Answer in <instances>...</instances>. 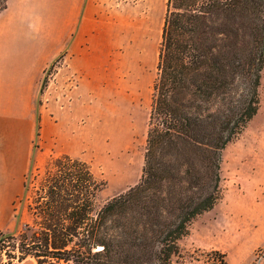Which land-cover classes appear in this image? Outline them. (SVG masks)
Instances as JSON below:
<instances>
[{
	"label": "trees",
	"instance_id": "obj_1",
	"mask_svg": "<svg viewBox=\"0 0 264 264\" xmlns=\"http://www.w3.org/2000/svg\"><path fill=\"white\" fill-rule=\"evenodd\" d=\"M263 71L264 0H167L139 182L97 208L102 183L88 162L53 158L32 221L0 232V258L175 264L192 222L222 198L223 151L258 113Z\"/></svg>",
	"mask_w": 264,
	"mask_h": 264
},
{
	"label": "rangeland",
	"instance_id": "obj_2",
	"mask_svg": "<svg viewBox=\"0 0 264 264\" xmlns=\"http://www.w3.org/2000/svg\"><path fill=\"white\" fill-rule=\"evenodd\" d=\"M128 1L120 0L122 6ZM152 1L154 18H115L105 60L101 59L99 70L91 64L83 99L76 97L79 78L72 74L70 102L50 103V119L61 120L62 129L57 131L54 123L40 118L28 172L30 192L19 199L16 218L0 232L17 231L32 221L28 205L34 185L55 157L71 155L88 162L102 183L97 208L139 182L162 41V22L156 18L158 0ZM53 73L52 65L44 90L51 89ZM260 91L258 113L223 151L222 198L192 222L179 241L181 254L173 257L175 264H215L220 257L210 253L213 249L225 253L228 264H257L256 256L264 248V71ZM59 110H63L61 116ZM7 261L5 256L0 258V264ZM13 264L36 262L28 258Z\"/></svg>",
	"mask_w": 264,
	"mask_h": 264
},
{
	"label": "crops",
	"instance_id": "obj_3",
	"mask_svg": "<svg viewBox=\"0 0 264 264\" xmlns=\"http://www.w3.org/2000/svg\"><path fill=\"white\" fill-rule=\"evenodd\" d=\"M165 1L158 0L156 8L162 28ZM154 14L152 0H129L124 6L120 0H8L0 9V230L16 218L40 118L57 131L63 127L61 120L50 119V103L70 102L72 74L79 78L76 97L83 99L91 64L99 70L105 60L115 18ZM52 65L53 85L44 90Z\"/></svg>",
	"mask_w": 264,
	"mask_h": 264
},
{
	"label": "built area",
	"instance_id": "obj_4",
	"mask_svg": "<svg viewBox=\"0 0 264 264\" xmlns=\"http://www.w3.org/2000/svg\"><path fill=\"white\" fill-rule=\"evenodd\" d=\"M257 264H264V248L259 251L256 256Z\"/></svg>",
	"mask_w": 264,
	"mask_h": 264
}]
</instances>
